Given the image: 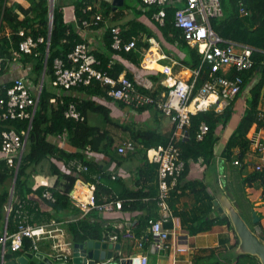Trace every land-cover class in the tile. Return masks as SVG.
Here are the masks:
<instances>
[{
    "label": "trees",
    "instance_id": "obj_1",
    "mask_svg": "<svg viewBox=\"0 0 264 264\" xmlns=\"http://www.w3.org/2000/svg\"><path fill=\"white\" fill-rule=\"evenodd\" d=\"M28 1L30 6H25L17 0L15 2L0 0V54L5 59L3 69L0 71V76L6 72L7 63L18 57L23 63L32 64V73L34 74L35 81L38 83L44 73L46 62L50 26V7L48 0ZM100 1L101 6L98 8L97 3ZM129 1L130 0H124V7H129ZM138 2L142 5L141 0H138ZM69 3H72L74 11L73 20H69L67 15V9L70 6ZM87 4L94 5L92 11H85ZM221 5L223 17L214 18L211 21L214 31L226 41L247 45L254 49V68L243 73L234 72L233 70L229 73V76L236 77V75H241L244 79L242 88L244 90L255 76L262 75V79L252 87L250 98L246 101L245 107L242 109L241 121L229 139L223 153L228 162L234 163L233 152L236 148L240 149L241 153L238 154V158L244 164L245 162L243 159L250 148L251 136L261 128H264V119L260 117V108L264 100V94L262 95V89L264 88V0H221ZM181 7H183L182 3L178 0L164 6L153 5L149 10H146L142 5L144 12L140 10L137 12L136 16L138 18L143 12L153 18L154 14L164 9L166 11V17L164 25H159L160 30L169 41H178L180 43L186 54V57L181 63L185 67L195 71L202 66V58L198 50L191 47L182 38L181 31L175 26V13ZM240 8H244L249 14L244 16ZM99 12L103 14L105 19L114 15V20L117 18V14H119L115 12L114 5L107 0H57L49 56L47 59L46 76L50 82L55 78V60L58 58L65 59L77 44L84 42L80 33V31L85 28L83 23L86 20L92 19ZM101 25H104V22ZM5 27L10 31L9 36H1V32ZM122 29L124 40L130 41L136 38L138 46L141 45V41L138 40L141 33L153 36V32L145 25L138 22V20L128 22ZM21 30H24L27 36H32L33 39L37 41L40 38H44L45 41L39 43L38 48L35 49L33 53L25 54L20 51V43L25 39L19 35ZM112 43L113 38L109 30L105 37L103 52L94 51L93 53L101 61V66L98 67L99 69L108 71L110 75L118 77L120 74L126 73L128 68L126 67V63H117L112 69L108 68V64L112 57L119 53L112 48ZM118 55L122 56L124 59L134 60L136 62L134 51L130 53L120 52ZM203 67L204 69H201V77L197 82V87H200L207 77L209 65L204 64ZM126 75L133 81L131 72L127 71ZM154 79L157 78L154 77ZM158 80L159 78L156 81ZM11 85L12 84H8L7 86L10 87ZM141 91L145 94H153L155 97L159 92L153 91L152 93V91L148 90ZM5 95L6 90H1L0 96ZM240 95L241 94L230 102L223 113L219 114L215 111H209L192 116V125L190 128L191 138L179 143L182 151V159L185 161V170L180 177L178 185L173 189V193L180 188V184L188 175L191 162L202 161L209 168L214 165L216 160L215 149L219 142L217 130L220 126L225 127L229 123L233 116L235 102ZM103 101L113 100L108 96L107 89L102 87L96 80L89 86H80L71 90H66L55 88L54 86H47L45 79L40 102L35 111L26 150L19 170L16 171V169L9 167L5 160H0V229H3L5 221H7L5 206L10 202L12 197L13 201L16 199H29V197L34 195L41 197L46 188L41 186L34 190L30 186L29 180L33 174L39 171V165L45 160L49 161V170L51 174L56 177L53 188H50L54 193L56 201L49 203L52 212L48 215L40 212L41 210H38V208L31 209L34 220L41 223L45 218L50 219L53 217L57 221H62L65 219V216L74 212L77 213L78 209L73 205L69 196V192L73 188L76 178L72 174L64 172L59 163H69L72 160H79L88 166V172L84 174L86 181L96 183V195L99 203L103 202V198L122 199L124 200L123 210L132 208L142 209L144 206H149V204L152 203L150 206L152 211L148 210L150 212L148 216L144 218L145 220L141 219L142 222L140 221L134 229L140 235L145 233L149 227V221L153 219L152 212H154L158 206L156 199L158 196V188L155 189L152 185L149 189L143 187L137 191L131 190L121 178L112 179L111 175L105 171L101 164L95 162L94 159L88 158L85 153L87 150L99 156L101 155V158H106V160L108 158L111 161H116L117 164H121L123 161L134 156L132 153H128L126 156H122L123 158L117 157L114 153L116 141L111 134V130L103 126L91 125L89 123V116L90 114L101 115L105 125L111 124L123 130H130L133 139L142 143L145 149L161 144L166 145L169 142V137H165L157 129H136L115 122L111 118V110L102 103ZM70 104H75L77 109L85 117L83 122L66 118L65 111ZM120 105L124 107L122 104ZM202 123H206L209 126V132L202 141H198L196 136ZM1 128L7 130L13 129L20 133L23 130L29 129V120H9L1 123ZM65 133L67 134V143L66 146L62 148L59 140ZM52 137L55 139L54 142L51 141ZM142 156L144 157H142L144 165H142L143 168L139 171V179H136L137 183H139L140 177L141 180H145V182H153L155 180V174L158 179V166L148 162L146 150L145 153L142 152ZM230 165L231 170H235L238 167L235 164ZM244 167H247V165ZM240 172L242 175L239 189H229L228 193L244 219L249 225L251 224V228H254L253 218L251 220L246 215L248 211L246 206L249 207V210L252 208V204L247 196L246 187L248 185L260 184L264 188V172L254 171L248 175H244L242 169ZM16 176L15 189L12 195L13 181ZM97 177L99 178L98 180ZM8 181L10 184H7ZM185 187H190L192 189V192L197 195L198 201L201 202L204 207L202 216H196L194 219H190L191 224L188 228L192 234L210 231L215 225L219 224L227 225L233 229L228 216L215 215V197L207 193L203 183L194 181L188 183ZM146 197H148L147 199H149V197L155 199H149L144 202ZM93 214V217L97 218L100 213L97 211L93 212L91 215ZM16 221L15 213H12L8 219L9 232L15 230ZM256 225L261 226L260 222ZM69 228L74 241L82 243L89 239L100 238L103 232L101 222L91 221L88 218L70 223ZM262 234H264V229H262ZM28 244L29 241L26 240L25 245ZM238 245L239 239L237 237L236 243L228 246V250L224 252L216 250L211 251L210 255L204 258L205 264H260L259 260L254 256L237 254L235 250ZM9 248L11 249V246L7 243L6 254L4 256L5 261L8 257ZM202 259L199 261V264H202ZM1 260L0 252V263Z\"/></svg>",
    "mask_w": 264,
    "mask_h": 264
},
{
    "label": "built area",
    "instance_id": "obj_2",
    "mask_svg": "<svg viewBox=\"0 0 264 264\" xmlns=\"http://www.w3.org/2000/svg\"><path fill=\"white\" fill-rule=\"evenodd\" d=\"M49 4H50V0ZM55 1V6L56 2ZM176 0H141L142 5L149 10L153 5L164 6L172 4ZM182 3L180 9L175 13V26L181 31L182 38L193 48H196L202 58V66L198 70H193L192 77L185 81L176 76H167L163 84L168 87L166 94L162 97H155L139 91L134 82L126 75L120 74L114 77L108 71L99 69L101 61L93 53L95 50L87 43L77 44L65 59L58 58L54 63L55 78L52 85L55 88L71 90L80 86H89L93 81H98L102 87L107 89L108 96L115 102L124 106L127 110L138 113L149 106L157 108L163 115L167 116L172 123V130L169 135V142L166 145H157L146 149V157L149 163L158 166V196L157 205L159 208V218L149 221V230L156 240V249L164 250L168 248V242L171 237V230L166 224L172 219V211L168 202L171 191L176 188L179 179L185 170V161L182 159L180 142L189 140L192 116L203 112L215 111L223 113L239 94L243 92L244 79L241 75L230 77L229 73H243L251 70L255 66L253 60V48L247 45H241L232 41H226L221 38L212 27V19L223 17L221 0H178ZM117 7L118 0L111 2ZM101 6V1L97 7ZM94 5L87 4L85 11H92ZM244 16L249 14L244 8H241ZM166 11L159 10L154 14L153 19L160 25H164ZM107 25V19L101 12L97 13L92 19L84 21L86 29L98 28L101 24ZM112 34V48L119 52L130 53L138 48V41L133 38L125 41L122 34L123 29L120 26L109 27ZM19 35L25 39L20 43V51L25 54H31L38 48L39 43H43L44 38L38 41L32 36H27L24 30ZM51 41V40H50ZM50 42L47 41V55L45 67L47 68V59L49 56ZM114 55L108 64L112 69L118 63L120 55ZM121 59V58H120ZM5 59L0 54V71L3 69ZM204 64L209 65L207 77L203 84L197 87V82L201 77V69ZM45 71V68H44ZM168 69L165 72L168 74ZM44 74V73H43ZM42 81V80H41ZM41 81L32 88L25 77H18L12 85L5 88L6 95L0 96V160H5L9 167L19 170L26 144L29 137L31 124L38 107L42 94ZM68 119L84 121L85 117L77 109L75 104H70L65 111ZM264 117V114H263ZM9 120H29V129L20 133L10 129H2L1 123ZM209 132V126L206 123L200 125L197 132V140L202 141ZM63 148L67 143V134L61 136L59 140ZM258 157V163L254 171L264 172V138L260 132H255L251 136L250 149ZM137 149L136 142L127 140L117 145V153L126 156L129 152ZM238 154L241 153L237 150ZM88 158L94 159L99 163L101 156L85 151ZM249 153V152H248ZM100 164V163H99ZM236 166L241 165L240 159L234 161ZM61 169L72 174L76 180L73 188L69 192L70 200L75 207L80 208L85 214L97 210L99 212H114L123 210L124 200L115 198H103L99 203L96 195V183L87 182L84 174L88 172V166L79 160H72L69 163H59ZM121 173H112V179H118ZM99 178L97 177V180ZM219 183L226 179V174L221 173L218 177ZM42 187L46 189L41 197L37 195L29 199L13 201L5 206L7 221L4 234L0 236V252L4 261L7 243L15 252L24 253V255L41 254L40 243L45 240H52L53 249L70 247V244L61 240L63 234L64 222L57 221L54 218L44 219L38 223L34 220L31 209L41 208L39 203L56 201L54 193L50 188L53 186L47 180H43ZM50 211L52 212V208ZM15 213L16 225L13 232L8 230L9 216ZM135 223H128L127 227L114 232L109 236L110 243L116 244L120 239L133 240L138 248L144 246L143 236L138 237L134 231ZM26 240L29 241L28 249L25 247ZM177 252H188L189 248L177 247ZM137 264H148V256L140 254L135 259Z\"/></svg>",
    "mask_w": 264,
    "mask_h": 264
},
{
    "label": "crops",
    "instance_id": "obj_3",
    "mask_svg": "<svg viewBox=\"0 0 264 264\" xmlns=\"http://www.w3.org/2000/svg\"><path fill=\"white\" fill-rule=\"evenodd\" d=\"M15 2L16 0H10ZM20 3H23L25 6H30L28 0H17ZM72 1V0H69ZM111 3L114 0H107ZM49 2V1H48ZM120 6L114 7L115 12L117 14V18L113 19L114 15L107 19V25L104 24L99 28H92L80 31L81 36L85 43L89 44L96 52H103L105 46V37L107 32L110 30L109 27L114 25L120 26L123 28L125 24L131 22L133 20H138V22L145 25L153 32V36H150L146 33H141L139 39L141 41V45L134 51L136 62L134 60L124 59L122 56L118 57L119 63H126V67L128 68V72H131L133 77V82L136 88L141 90L148 91H159L156 97H162L163 94H166L168 87H166L163 82L166 81L167 76H176L177 78H181L185 81L189 80L192 77L193 70L185 67L181 61L186 57L185 52L183 51L180 43L178 41L172 42L169 41L161 32L160 24L156 22L153 18H151L147 13H143L142 5L138 2V0H130L129 7H124V0H119ZM69 7L67 9V15L69 20L74 19V11L72 8V3H69ZM124 8V9H123ZM143 11L142 15L138 16L137 12ZM146 12V11H145ZM23 17V16H22ZM1 36H9L10 31L7 27L2 30ZM138 57H141L139 64H137ZM113 58V57H112ZM121 58V59H120ZM32 64H25L18 57L14 58L13 61L8 62L6 65V72L0 76V91L4 90L7 85L12 84L14 80L18 77H25L28 83L31 84L33 90L36 85L42 80V77L38 83L34 79V74L32 73ZM165 69H168V74L165 72ZM126 71V73H127ZM45 76V79L48 77ZM159 78L158 81H156ZM262 79V75L255 76L251 83L243 90L240 97L236 100L234 106L233 116L231 117L229 123L223 127L220 126L217 130V135L219 137V142L215 149L216 160L214 165L210 168L203 163L202 161L191 162L190 169L188 175L185 177L183 182L180 184V188L173 193L171 191V196L168 200L171 211H172V219L169 221V225L166 224V227L171 230L172 234L168 242V248L164 250L156 249V240L153 235L150 233L149 227L140 235L136 232L138 237L143 236L144 246L142 249L138 248L137 244L133 240L128 239H120L119 242V250L115 248L114 252V261L118 263L124 262V264H137L135 259L140 254H146L148 256V264H199V261L202 259V264H205L204 258L210 255L211 251H225L228 250V246L234 245L237 241V235L232 228L227 225H215L210 231L200 232L197 234H192L189 231L188 226L191 224L190 219H194V217L202 216V212L204 211L203 204L198 201L197 195L192 192L190 187H185L190 182H201L206 188L207 193L213 195L214 205L215 202L218 201L217 196L223 192L227 195L232 202L234 203L231 196H229V189H239L241 185V172L242 169L244 171V175H248L249 173L254 172V165L258 163V157L254 155L252 152V148L248 150L246 155L244 156V164L241 162V165L238 166L235 170H231V165L234 163L228 162L224 157V151L227 147L229 139L237 128L238 124L241 121L242 109L245 107L246 101L250 98V91L254 85H256ZM52 84V82H51ZM53 86V85H52ZM164 89V90H162ZM142 92V91H141ZM264 94V88L262 89V95ZM153 95V94H150ZM101 102V100H100ZM103 104L107 106L111 110V118L122 125L134 127L136 129L142 128V125L150 122L153 124L152 129H157L160 131L162 135L165 137H169L170 132L172 130L171 120L163 115L157 108L153 106H149L144 110H141L138 113H134L132 110H127L122 107L118 102L115 101H103ZM260 117L264 119V100L262 101L260 108ZM105 128H109L111 130V134L116 141V146L120 145L122 142L127 140H133L136 142L137 149L132 153L134 156L128 158L123 161L121 164H117L116 161H111L107 158L99 161L101 166H108L105 170L109 175L112 173H121L122 181L128 186L131 190H140L145 187L148 188L152 185L158 188V179L155 174V180L153 182L145 180H139L137 183V178L139 175V171L143 168L144 162L142 160V152L145 153V148L142 143L135 141L130 133V130H123L115 125L106 124ZM258 132L261 133L264 138V128H261ZM54 138H51V141L54 142ZM115 146V155L119 158L122 156L117 153V148ZM240 150L236 148L234 150V161L238 159V152ZM123 158V157H122ZM144 158V157H143ZM241 161V160H240ZM247 165V167H244ZM48 167V166H47ZM45 166V170L47 169ZM211 171L212 174L209 173ZM221 173L226 174V179L223 180L222 184L219 183V175ZM118 178V179H119ZM139 179V178H138ZM47 180V179H43ZM42 180V181H43ZM180 180V179H179ZM53 186V182L47 180ZM10 184L8 181L7 184ZM42 183L37 184L36 186L30 185L34 190L40 188ZM146 190V189H145ZM264 188L260 184L248 185L246 187L247 196L250 200L251 210L246 206L247 212L246 215L249 219L252 220V212L256 211L258 216H260V225L257 226L254 224V229L256 232L262 234V229H264ZM158 192V189H157ZM144 199L148 201L149 199H155L149 197V199ZM157 199V197H156ZM133 203V202H132ZM150 203V202H149ZM134 204V203H133ZM152 203L149 206H144L142 209H126V210H115L114 212H99V216L97 218L91 215L93 212L91 211L85 214L80 208L76 207L77 213H71L65 216V219L62 220L64 222L63 234L61 240L64 243L70 244V247H66L60 249L59 251H55L53 249V241L45 240L40 243V251L48 255V251L52 250L53 256L57 257L59 255L67 256L71 254L73 250L74 244L82 243L75 242L73 235L70 231L69 224L72 222L80 221L88 218L91 221H98L102 223L103 232L100 238L89 239L88 241L101 242V243H110L109 236L114 232H117L121 229L127 227L128 223H135L137 225L141 219L148 216L152 211L150 209ZM235 204V203H234ZM236 206V205H235ZM39 207L41 208L40 212L46 213L47 215L50 213V206L48 202L39 203ZM215 215L224 216L225 212L221 209L220 206L215 205ZM149 210V211H148ZM152 218H159V208L152 212ZM156 217V218H154ZM53 218V217H51ZM50 218V219H51ZM7 219V216H6ZM55 219V218H54ZM142 222V221H141ZM6 221L3 229H0V236L4 234ZM251 225V224H250ZM256 225V226H255ZM135 229V227H134ZM13 231H10V233ZM87 242V241H86ZM26 249H28V245H25ZM177 247L189 248L188 252H177ZM237 250V248H236ZM235 252L237 253V251ZM9 253L7 260H1L0 264H21L20 258L24 256V253L15 252L9 248ZM232 252V251H231ZM238 254V253H237ZM256 263V261H255Z\"/></svg>",
    "mask_w": 264,
    "mask_h": 264
},
{
    "label": "water",
    "instance_id": "obj_4",
    "mask_svg": "<svg viewBox=\"0 0 264 264\" xmlns=\"http://www.w3.org/2000/svg\"><path fill=\"white\" fill-rule=\"evenodd\" d=\"M118 0V5L120 6ZM49 11V42L51 40V34L54 22L55 1L50 0ZM49 50V48H48ZM47 68L42 77V87L44 86L45 76ZM51 71V70H50ZM40 101V100H39ZM105 170L108 166H102ZM17 176L13 181L12 195L15 189ZM218 201L215 202L216 206H220L224 210L225 215L230 218L233 230L239 239V245L237 247V253L242 255H251L256 257L260 264H264V234L256 232L251 228L249 223L244 219L239 209L235 206L232 200L221 192L218 196ZM253 223L260 222V216L256 211L252 212ZM119 250V244L113 243H101L94 241H87L83 243H76L73 246L71 254L64 256H53L52 250L48 251V255L45 253H39L38 255H24L20 258L21 264H124V262L118 263L114 261L113 250Z\"/></svg>",
    "mask_w": 264,
    "mask_h": 264
},
{
    "label": "rangeland",
    "instance_id": "obj_5",
    "mask_svg": "<svg viewBox=\"0 0 264 264\" xmlns=\"http://www.w3.org/2000/svg\"><path fill=\"white\" fill-rule=\"evenodd\" d=\"M134 1H136V0H134ZM140 60H141V57H138L137 64H139ZM46 84H47V86L52 87L49 79H46ZM115 121H117V120H115ZM89 123L91 125H99V126H103V127L106 126L104 121H103V117L101 115L90 114ZM152 128H155V127H153V124H150V122L142 125V129H152ZM45 165H46V167L49 165L48 160H45L41 165H39L40 166L39 171L32 175L31 179L29 180L31 185L36 186L37 184L41 183L43 179H47L53 183L56 181V177L51 174L49 167H47L46 170L44 169ZM209 173L212 174L213 172L211 173V171H209ZM62 183H63V181H62ZM263 225H264V223H263Z\"/></svg>",
    "mask_w": 264,
    "mask_h": 264
},
{
    "label": "clouds",
    "instance_id": "obj_6",
    "mask_svg": "<svg viewBox=\"0 0 264 264\" xmlns=\"http://www.w3.org/2000/svg\"><path fill=\"white\" fill-rule=\"evenodd\" d=\"M40 102V101H39Z\"/></svg>",
    "mask_w": 264,
    "mask_h": 264
}]
</instances>
